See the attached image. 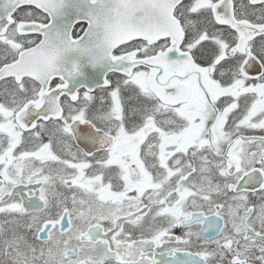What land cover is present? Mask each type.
Listing matches in <instances>:
<instances>
[{"label":"snow or ice","instance_id":"snow-or-ice-1","mask_svg":"<svg viewBox=\"0 0 264 264\" xmlns=\"http://www.w3.org/2000/svg\"><path fill=\"white\" fill-rule=\"evenodd\" d=\"M0 264H264V0H0Z\"/></svg>","mask_w":264,"mask_h":264}]
</instances>
